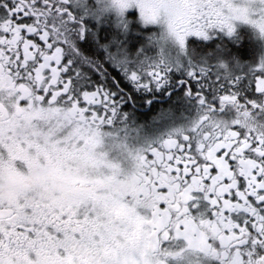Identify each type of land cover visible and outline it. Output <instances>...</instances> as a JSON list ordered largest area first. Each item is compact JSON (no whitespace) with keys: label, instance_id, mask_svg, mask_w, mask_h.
<instances>
[{"label":"snow or ice","instance_id":"6c2138e0","mask_svg":"<svg viewBox=\"0 0 264 264\" xmlns=\"http://www.w3.org/2000/svg\"><path fill=\"white\" fill-rule=\"evenodd\" d=\"M112 6L137 7L181 47L211 28L231 35L233 20L264 36V0ZM74 32L83 29L68 0H0V264H264V60L248 96L239 76L226 84L190 68L197 120L129 152L125 173L96 150L115 112L110 94L76 93L65 79ZM148 76L163 82L162 69Z\"/></svg>","mask_w":264,"mask_h":264},{"label":"flooded vegetation","instance_id":"af4514ba","mask_svg":"<svg viewBox=\"0 0 264 264\" xmlns=\"http://www.w3.org/2000/svg\"><path fill=\"white\" fill-rule=\"evenodd\" d=\"M68 2L83 33L72 34L65 52V79L71 81L76 93L100 88L110 94L115 112L111 123L102 126V143L96 150L106 153L123 172L134 167L129 152L158 144L197 120L200 105L187 91L197 85L188 74L190 68L203 66L213 77L219 74L226 84L239 76L236 90L242 96L251 94L245 86L264 60V36L254 25L233 20L231 35L211 28L206 39L189 35L181 47L167 34L166 25L146 23L135 6L120 13L112 0ZM153 68L163 70L159 86L148 76ZM132 72L140 76L139 82L131 78ZM145 82L148 87L141 86ZM204 91L210 101L218 103L210 89ZM233 111L228 106L219 115L227 119ZM170 264L182 262L171 259ZM200 264L217 261L201 259Z\"/></svg>","mask_w":264,"mask_h":264}]
</instances>
